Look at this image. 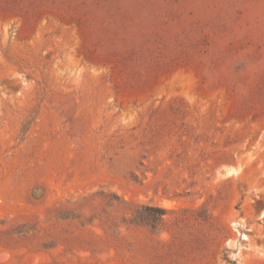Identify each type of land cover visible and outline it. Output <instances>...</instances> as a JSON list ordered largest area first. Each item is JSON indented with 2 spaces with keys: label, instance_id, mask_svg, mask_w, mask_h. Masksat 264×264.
<instances>
[{
  "label": "rangeland",
  "instance_id": "rangeland-1",
  "mask_svg": "<svg viewBox=\"0 0 264 264\" xmlns=\"http://www.w3.org/2000/svg\"><path fill=\"white\" fill-rule=\"evenodd\" d=\"M0 264H264V0H0Z\"/></svg>",
  "mask_w": 264,
  "mask_h": 264
},
{
  "label": "trees",
  "instance_id": "trees-1",
  "mask_svg": "<svg viewBox=\"0 0 264 264\" xmlns=\"http://www.w3.org/2000/svg\"><path fill=\"white\" fill-rule=\"evenodd\" d=\"M166 214L167 211L163 208L143 205L134 212L131 223L149 226L156 230L163 225Z\"/></svg>",
  "mask_w": 264,
  "mask_h": 264
},
{
  "label": "bare ground",
  "instance_id": "bare-ground-1",
  "mask_svg": "<svg viewBox=\"0 0 264 264\" xmlns=\"http://www.w3.org/2000/svg\"><path fill=\"white\" fill-rule=\"evenodd\" d=\"M231 174H232V172L230 171V172H229V175H231Z\"/></svg>",
  "mask_w": 264,
  "mask_h": 264
}]
</instances>
